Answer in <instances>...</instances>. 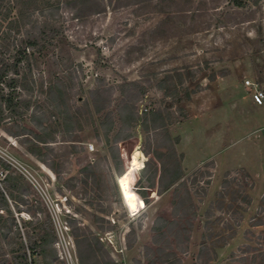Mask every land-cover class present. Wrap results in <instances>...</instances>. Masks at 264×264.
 <instances>
[{
    "label": "rangeland",
    "instance_id": "obj_1",
    "mask_svg": "<svg viewBox=\"0 0 264 264\" xmlns=\"http://www.w3.org/2000/svg\"><path fill=\"white\" fill-rule=\"evenodd\" d=\"M96 1L101 9L90 13L81 0H4L0 45L10 46L44 22L54 24L72 58V103L78 96L86 98L87 91L100 83L112 88L115 99L119 85L136 82L147 91L136 103V112L143 113L169 103L164 94L170 95L168 87L176 85L183 98L173 105L175 114L167 129L172 139H179L174 149L183 156L182 178L163 193L157 183L153 195L150 188H143L144 202L138 181L133 187L126 178L138 169L139 158L143 164L155 161L152 133L132 128V138L119 143L133 140V150L125 158L117 145L123 171V162L129 166L118 177L116 161L96 138L94 126L84 120L79 136L85 152L62 157L61 178L80 176L86 159H91L95 183L89 179L85 195L74 193L82 188L79 183L74 190L62 188V181L57 183L6 132L11 125L5 123L0 125V161L6 160L20 174L26 175L25 169L38 183L36 189L21 174L32 206L42 209V202L50 215L42 188L56 215L69 227L74 218L94 233L114 264H264V101L255 105L243 86L247 75L264 91V73L259 75L260 69L264 71V0ZM111 109L115 112L114 105ZM149 143L151 153L145 156L142 148ZM60 146L53 144L55 150ZM0 171L7 173L1 165ZM134 192L140 199L138 208L132 201ZM8 204L15 224L8 240L19 239L17 228L24 241L23 221L30 215L15 213ZM42 210L36 212L37 218L45 216ZM95 212L103 216L100 224L93 222ZM102 224L113 229L102 231Z\"/></svg>",
    "mask_w": 264,
    "mask_h": 264
},
{
    "label": "trees",
    "instance_id": "obj_2",
    "mask_svg": "<svg viewBox=\"0 0 264 264\" xmlns=\"http://www.w3.org/2000/svg\"><path fill=\"white\" fill-rule=\"evenodd\" d=\"M3 1L0 0V12ZM143 1L148 0H133L132 3ZM81 4L88 9L86 12L97 13L101 9L98 8L99 3L96 0H81ZM6 15H9V11ZM66 44V40L60 36L59 29L52 23L44 22L35 30L26 32L25 37H19L10 46L0 45V125L3 123L11 125L6 132L16 138L19 145L38 163L45 166L55 176L57 183L63 180L61 173L65 161L62 157L85 152L79 136L83 120L94 126L96 138L103 142L112 159L116 161L118 177L127 173L129 166H125L123 162V171L117 145L132 138V128L142 129L147 135L152 133V140L149 142H153L155 146L151 153L149 143L147 149L142 148V153L145 156L151 153L155 161L150 160L143 166L144 162L139 158L141 160L138 169L130 172L126 181L130 179L133 187L138 181L137 192L144 202H147V198L143 188H150L151 195L154 192L152 187L156 183L160 193L170 189L183 176L181 168L183 156L176 155L174 149L179 139L178 137L172 139L167 129V121L175 114L173 105H178L183 98L176 85L168 87L170 95L167 92L164 94L163 98H170L169 103L162 108L143 113L136 112V103L139 97L146 96L147 91L136 82L119 85V97L115 99L112 88L100 83L87 91L86 98L78 96L75 103H72L69 90L73 86L74 77L70 71L72 58ZM34 70L37 71L36 77ZM161 83L159 89L163 90L164 82ZM178 83H181L180 79ZM186 91L183 96L188 100L189 94ZM112 105L115 112L111 109ZM25 123L32 128H28ZM58 142L62 143V146L55 150L53 144ZM132 143L133 140H129V146L121 151V158L128 155ZM94 164L87 158L79 172L80 176L62 181L60 186L74 190L79 183L82 188L74 193L82 191L85 195L90 188L89 179L95 183ZM0 165L7 171L0 182V264H27L26 251L30 252L36 264H61L52 247L55 239L54 229L43 203L39 201L43 210L32 206L31 200H28L29 185L26 179L6 162L0 161ZM115 194L121 205V195L117 186ZM138 195L134 192L132 197L137 208L139 205L137 201H140ZM8 201L13 204L15 213L25 211L30 215V220L23 221L24 241L17 228L19 239L8 240L11 226L15 225ZM23 206L26 207L25 210H22ZM39 210L45 212L43 218L36 217ZM100 212L92 215L96 224L103 222ZM4 215L7 220L4 219ZM8 221L12 225H9ZM69 225L79 264H114L94 233L79 226L74 218L69 221ZM100 229L112 230L113 227L110 225L104 227L102 224ZM153 230L159 231L158 227H154ZM3 240L6 241L5 247Z\"/></svg>",
    "mask_w": 264,
    "mask_h": 264
},
{
    "label": "built area",
    "instance_id": "obj_3",
    "mask_svg": "<svg viewBox=\"0 0 264 264\" xmlns=\"http://www.w3.org/2000/svg\"><path fill=\"white\" fill-rule=\"evenodd\" d=\"M243 86L248 88V93H250L251 100L255 105H262L264 101V91L261 90L257 84L244 79L243 80ZM87 150L92 151L93 150V145L88 144L87 145ZM3 160V159H2ZM7 163L6 160H3ZM26 175L24 174L23 171H21V174H24L23 176L26 177L34 186L36 189L40 188L38 183L33 179V177L25 170ZM6 172L4 174L1 173L0 171V182L4 178ZM42 198L44 199V202L47 204V206H51L50 209V218L52 222V226L54 229V234H55V239L53 242V249L56 252V256L58 261L61 264H79L78 262V257L76 254V248L74 244L73 237L70 233V228L67 224V221H63L59 218L58 215L54 212V209L52 207V204L48 198V194H46L42 188ZM26 257H27V264H36L29 251H26Z\"/></svg>",
    "mask_w": 264,
    "mask_h": 264
},
{
    "label": "water",
    "instance_id": "obj_4",
    "mask_svg": "<svg viewBox=\"0 0 264 264\" xmlns=\"http://www.w3.org/2000/svg\"><path fill=\"white\" fill-rule=\"evenodd\" d=\"M129 146V143L128 142H124V143H121V144H119V150H124L125 148H127ZM130 149H133L132 148V146H130ZM144 165V164H143ZM143 167V166H142ZM141 167V168H142ZM140 168V169H141ZM129 211L131 212V213H134V212H136V209L134 208V207H129Z\"/></svg>",
    "mask_w": 264,
    "mask_h": 264
},
{
    "label": "crops",
    "instance_id": "obj_5",
    "mask_svg": "<svg viewBox=\"0 0 264 264\" xmlns=\"http://www.w3.org/2000/svg\"><path fill=\"white\" fill-rule=\"evenodd\" d=\"M258 73V72H257ZM264 73V71L263 70H259V75H260V77L262 78V74ZM257 76V74H255V78H257L256 77ZM245 79L246 80H249V81H251V82H253V83H255V84H257L255 81H254V78L253 79H250L249 77H247V75L245 76ZM224 81H225V79H224ZM230 85V84H229ZM257 86H259L258 84H257ZM246 88V87H245ZM246 89H248V88H246ZM249 90V89H248ZM263 105V104H262ZM261 106V105H260Z\"/></svg>",
    "mask_w": 264,
    "mask_h": 264
}]
</instances>
